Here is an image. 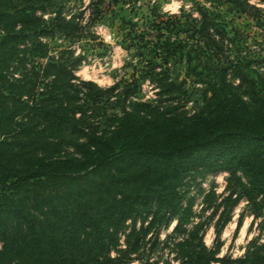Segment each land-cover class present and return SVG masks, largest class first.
I'll use <instances>...</instances> for the list:
<instances>
[{"label":"trees","instance_id":"obj_1","mask_svg":"<svg viewBox=\"0 0 264 264\" xmlns=\"http://www.w3.org/2000/svg\"><path fill=\"white\" fill-rule=\"evenodd\" d=\"M224 1L264 25V0ZM33 2L0 0V73L17 58L28 29L48 33L34 10L23 7ZM193 10L170 14L152 6L141 16L149 25L134 36L139 66L113 95L118 83L76 84L73 70L58 60L25 75L18 94L0 84V264H122L110 254L118 227L138 205L164 203L184 168H216L213 158L224 160L231 175L253 181L264 210L261 59L247 43L248 32L228 28L220 13ZM51 23L68 37L81 30L74 17L58 15ZM180 65L203 85L193 113L181 104L187 90L185 78L174 77ZM41 74L50 80L36 98L31 77ZM144 77L155 98L129 99ZM68 143L75 152L56 155ZM244 190L252 200L253 191ZM181 258L264 264V237L249 241L236 258L216 256L202 240L198 249L185 245Z\"/></svg>","mask_w":264,"mask_h":264},{"label":"rangeland","instance_id":"obj_2","mask_svg":"<svg viewBox=\"0 0 264 264\" xmlns=\"http://www.w3.org/2000/svg\"><path fill=\"white\" fill-rule=\"evenodd\" d=\"M152 6L170 14L179 13L180 9L194 12L197 6L209 13H220L229 23L228 28L250 34L247 43L254 50V56L261 59L258 67L264 74V25L255 24L224 0H34L23 7L29 12L34 10L48 33L40 29L37 34L28 32L30 29L26 31L17 58L0 73L1 87L5 92L18 94L25 75L29 76L32 70L40 71L41 66L51 60H58L73 70L74 83L92 81L100 87L118 83L119 88L112 95L115 94L131 80L133 66H139L140 51L133 45L134 36L149 25L141 24V16ZM98 10L95 17L93 12ZM58 15L66 20L74 17L79 23L81 30L74 35L76 37L52 29L51 20ZM186 28L187 25L182 27ZM178 68L174 77L178 81L185 78L187 90L181 104L188 113H193L201 105L203 85L185 66ZM31 79L38 84L36 94L45 90L44 85L50 77L41 74ZM25 94L22 90L24 100L28 99ZM35 97L42 96L36 94ZM114 98L116 96L112 100ZM154 98L153 83L144 77L129 99L148 101ZM74 152L75 148L68 143L56 155ZM202 154L194 152L191 155ZM213 162L216 164L213 169L207 166L184 168L179 177L170 182L164 203L138 205L133 218L118 227L116 243L110 247L111 256H120L122 264H186L181 258L185 245L198 249L202 240L216 256L236 258L244 253L249 241L262 239L264 210L255 184L241 172L231 175L224 160L213 158L210 163ZM244 189L253 191L252 200Z\"/></svg>","mask_w":264,"mask_h":264},{"label":"clouds","instance_id":"obj_3","mask_svg":"<svg viewBox=\"0 0 264 264\" xmlns=\"http://www.w3.org/2000/svg\"><path fill=\"white\" fill-rule=\"evenodd\" d=\"M177 7H178V5H177ZM173 10H175V9H173Z\"/></svg>","mask_w":264,"mask_h":264}]
</instances>
